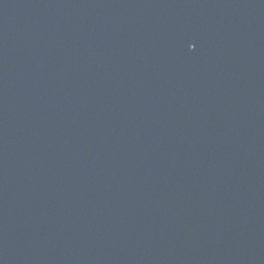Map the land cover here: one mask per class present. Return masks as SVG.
<instances>
[{"label": "water", "instance_id": "obj_1", "mask_svg": "<svg viewBox=\"0 0 264 264\" xmlns=\"http://www.w3.org/2000/svg\"><path fill=\"white\" fill-rule=\"evenodd\" d=\"M0 264H264V0H0Z\"/></svg>", "mask_w": 264, "mask_h": 264}]
</instances>
